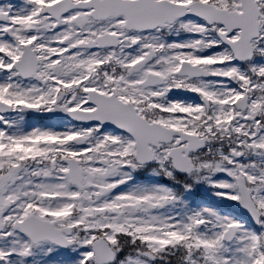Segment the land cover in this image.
I'll list each match as a JSON object with an SVG mask.
<instances>
[{"label":"snow or ice","instance_id":"6c2138e0","mask_svg":"<svg viewBox=\"0 0 264 264\" xmlns=\"http://www.w3.org/2000/svg\"><path fill=\"white\" fill-rule=\"evenodd\" d=\"M0 264H264V0H0Z\"/></svg>","mask_w":264,"mask_h":264}]
</instances>
